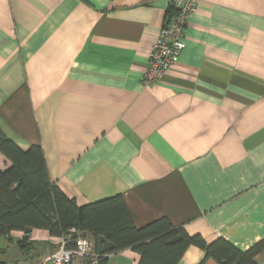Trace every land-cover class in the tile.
<instances>
[{"label": "crops", "instance_id": "obj_1", "mask_svg": "<svg viewBox=\"0 0 264 264\" xmlns=\"http://www.w3.org/2000/svg\"><path fill=\"white\" fill-rule=\"evenodd\" d=\"M170 14L169 0H0V129L41 147L80 206L120 194L139 228L167 218L246 251L264 239V0H197L179 62L147 86ZM26 233L0 241V264H36L66 240ZM204 257L191 246L179 264Z\"/></svg>", "mask_w": 264, "mask_h": 264}, {"label": "trees", "instance_id": "obj_2", "mask_svg": "<svg viewBox=\"0 0 264 264\" xmlns=\"http://www.w3.org/2000/svg\"><path fill=\"white\" fill-rule=\"evenodd\" d=\"M0 153L12 164L0 169V241L15 231L43 229L51 237H65L69 247L79 237L90 238L97 264H108L110 255L126 249L140 254L139 264H179L191 246L205 253L198 264H259L264 239L243 251L223 238L208 243L191 236L167 218L139 228L120 194L83 206L70 199L51 182L41 147L25 152L0 129Z\"/></svg>", "mask_w": 264, "mask_h": 264}, {"label": "built area", "instance_id": "obj_3", "mask_svg": "<svg viewBox=\"0 0 264 264\" xmlns=\"http://www.w3.org/2000/svg\"><path fill=\"white\" fill-rule=\"evenodd\" d=\"M169 4L172 12L153 43L143 76L147 86L161 83L170 68L179 62L185 49L184 28L197 10V0H169ZM69 244L64 240L60 247L41 257L36 264H97L93 240L79 237L74 246L69 247Z\"/></svg>", "mask_w": 264, "mask_h": 264}, {"label": "rangeland", "instance_id": "obj_4", "mask_svg": "<svg viewBox=\"0 0 264 264\" xmlns=\"http://www.w3.org/2000/svg\"><path fill=\"white\" fill-rule=\"evenodd\" d=\"M264 261V260H263ZM264 264V263H263Z\"/></svg>", "mask_w": 264, "mask_h": 264}]
</instances>
